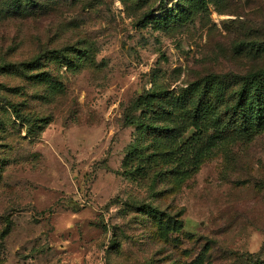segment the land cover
<instances>
[{
    "label": "rangeland",
    "instance_id": "rangeland-1",
    "mask_svg": "<svg viewBox=\"0 0 264 264\" xmlns=\"http://www.w3.org/2000/svg\"><path fill=\"white\" fill-rule=\"evenodd\" d=\"M260 69L264 0L1 16L0 264H264V126L214 122Z\"/></svg>",
    "mask_w": 264,
    "mask_h": 264
},
{
    "label": "trees",
    "instance_id": "trees-1",
    "mask_svg": "<svg viewBox=\"0 0 264 264\" xmlns=\"http://www.w3.org/2000/svg\"><path fill=\"white\" fill-rule=\"evenodd\" d=\"M63 4H73V0H0V17L41 15ZM64 49L73 52V47ZM60 57L63 63L71 60L64 52ZM7 103L21 122L27 121L24 116L18 115L16 103L9 99ZM218 112L214 122L230 126L237 133H246L252 126H264V69L247 73L233 102Z\"/></svg>",
    "mask_w": 264,
    "mask_h": 264
}]
</instances>
